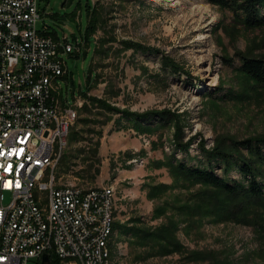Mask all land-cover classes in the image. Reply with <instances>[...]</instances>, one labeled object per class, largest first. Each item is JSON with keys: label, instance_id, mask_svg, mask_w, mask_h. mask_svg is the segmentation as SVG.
Masks as SVG:
<instances>
[{"label": "rangeland", "instance_id": "rangeland-1", "mask_svg": "<svg viewBox=\"0 0 264 264\" xmlns=\"http://www.w3.org/2000/svg\"><path fill=\"white\" fill-rule=\"evenodd\" d=\"M90 5L95 47L85 56L89 48L81 36ZM38 8L40 24L77 45L63 55L69 81L57 80L59 108L73 106L77 118L56 176L61 184L114 189L111 264H264V207L240 221L229 218L234 202L201 183L179 179L171 167L176 160L206 163L201 141L210 149L264 136V91L238 70V54L264 57V27L247 28L210 0H38ZM90 69L96 77L84 97L78 93L87 89ZM93 100L119 111L167 110L180 116L182 143L193 139L189 153L178 150L174 123L145 131ZM215 171L223 174L220 166ZM232 178L241 175L234 172ZM40 195L47 205L48 194ZM10 200L6 195L5 203ZM182 204L180 213L176 207ZM171 220L178 225L182 253H158V247L133 244L123 232L124 226L157 230ZM52 261L79 263L56 255Z\"/></svg>", "mask_w": 264, "mask_h": 264}, {"label": "built area", "instance_id": "built-area-1", "mask_svg": "<svg viewBox=\"0 0 264 264\" xmlns=\"http://www.w3.org/2000/svg\"><path fill=\"white\" fill-rule=\"evenodd\" d=\"M41 20L38 0H0V264H47L45 255L53 264L54 251L64 261L97 264L108 197L102 188L84 197L86 188L56 176L77 118L73 106L59 108L57 80L68 72L63 55L77 45L54 37ZM74 194H83L84 207L74 206ZM48 225L56 226L59 250H52Z\"/></svg>", "mask_w": 264, "mask_h": 264}, {"label": "trees", "instance_id": "trees-1", "mask_svg": "<svg viewBox=\"0 0 264 264\" xmlns=\"http://www.w3.org/2000/svg\"><path fill=\"white\" fill-rule=\"evenodd\" d=\"M213 5L221 9L229 10L234 14L235 20L243 24L247 28L259 29L264 27V0H210ZM93 6H88L90 18L84 35L81 36L84 45L89 48L88 51L82 53L87 56L95 47L94 20L92 18ZM94 17V16H93ZM57 38L56 33H52ZM77 39V36H74ZM130 46L136 45L128 43ZM241 61L239 72L247 79L254 82L256 86L264 91V57H254L246 53L238 54ZM79 58V55L75 56ZM168 59V58H166ZM172 68L178 71L180 68L175 64H170ZM93 71L87 76V89L79 90L78 95L87 97L88 90L95 76ZM64 79L69 81V72L64 76ZM73 100L77 92L72 91ZM64 104L68 99H63ZM93 103H100L102 106L113 109L109 104L93 100ZM124 113V117L133 120L139 129L144 128L145 131H152L158 127H163L172 124L176 128L175 143L178 150L189 153L190 145L193 139L187 144H183L180 139L182 126L180 116L164 110V111H149L143 114L130 112L127 110L119 111ZM140 119L147 121L146 125L140 122ZM199 149L205 158V162H201L198 166H190L184 161L176 160L171 162L172 170L179 179L183 178L189 182L201 183L204 186L210 187L220 192L227 202H234L232 210H228V217L234 218L239 216V220H243V216L247 217L252 210L264 207V136L247 138L244 140H230L229 144L218 143L213 148L207 149L204 141L200 142ZM222 168V175H219L215 168ZM237 172L241 178L234 179L232 174ZM178 211H185V204L176 207ZM230 209V208H228ZM198 211V210H195ZM188 215V212H185ZM242 217V218H241ZM235 219V218H234ZM117 228V225L115 226ZM178 225L173 221H169L157 230H149L139 226H124L123 232L129 235L131 242L137 245L153 244L158 247V253L184 252L185 248L175 236ZM193 257L198 255V252H192ZM53 258V256H52ZM188 258H191V256ZM54 264V263H53Z\"/></svg>", "mask_w": 264, "mask_h": 264}, {"label": "bare ground", "instance_id": "bare-ground-1", "mask_svg": "<svg viewBox=\"0 0 264 264\" xmlns=\"http://www.w3.org/2000/svg\"><path fill=\"white\" fill-rule=\"evenodd\" d=\"M77 117V111H76ZM76 120H74L75 122ZM73 122V124H74ZM70 135V130H68L67 137V146L68 139ZM32 185H40V177L32 178ZM102 194L104 197H108V206H109V221L104 235H102V244L99 245L98 252H96V262L97 264H111V242L115 232V210H116V196L114 189L111 187H102ZM93 196V189H85L84 197ZM74 206L75 207H84V198L83 194H74ZM56 235V226L48 225V236H51L52 250H59L58 236ZM59 259L62 260L61 251H54Z\"/></svg>", "mask_w": 264, "mask_h": 264}, {"label": "water", "instance_id": "water-1", "mask_svg": "<svg viewBox=\"0 0 264 264\" xmlns=\"http://www.w3.org/2000/svg\"><path fill=\"white\" fill-rule=\"evenodd\" d=\"M43 262L47 263V264H51V259H50L49 255H45L43 257Z\"/></svg>", "mask_w": 264, "mask_h": 264}]
</instances>
